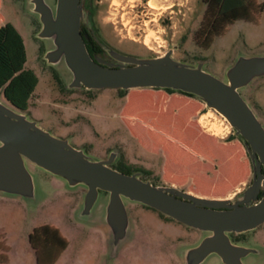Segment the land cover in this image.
<instances>
[{
  "label": "rangeland",
  "instance_id": "obj_1",
  "mask_svg": "<svg viewBox=\"0 0 264 264\" xmlns=\"http://www.w3.org/2000/svg\"><path fill=\"white\" fill-rule=\"evenodd\" d=\"M52 2L55 4L56 0ZM95 3L103 37L122 52L161 55L178 45L175 58L193 64L204 61L206 70L223 79L240 54L264 53V11L260 23L239 20L209 48H204L194 39L204 16L200 0H97ZM7 23L21 33L27 53L25 68L33 70L39 79L25 112L39 120L45 129L70 137L73 144L88 149L94 157L106 156L111 146L124 138L132 145L122 146L130 161L153 172L145 174L146 178L156 184L175 182V186L195 194L223 197L226 189H232L247 175L248 167L251 175L246 185L252 181L253 166L244 142L223 116L201 100L178 92L183 100L172 102L170 114L159 121H150L152 126L163 127L169 136L176 123L175 134L181 143L185 142L181 133L187 128L186 142L193 145L190 153L165 147L168 158L163 164L162 156L149 151L157 150L162 144L180 142L159 136L149 125L139 122L134 127L145 138L140 145L122 122V113L130 116L131 111L124 109L126 98L116 88L99 90L95 97L86 94L85 89L67 88L70 78L67 68L63 65L57 70L44 58L46 44L37 36L40 22L30 0H0V26ZM240 91L264 121V76ZM0 95L5 100L1 90ZM178 111L181 114L175 117L173 114ZM142 116L143 120L150 118L147 114ZM27 165L35 178V197L0 192V244L9 249V261L0 264H37L29 235L35 227L45 224L58 228L68 241L56 264H183L184 250L205 234L175 222L166 228L165 221L153 209L129 202L132 229L115 251L104 220L107 192L101 193L92 213L85 215L83 185L70 186L63 178L33 163ZM247 236L242 243L257 248L258 252L248 254L244 264H264V224L249 231ZM202 264H223V261L217 253H212Z\"/></svg>",
  "mask_w": 264,
  "mask_h": 264
},
{
  "label": "water",
  "instance_id": "obj_2",
  "mask_svg": "<svg viewBox=\"0 0 264 264\" xmlns=\"http://www.w3.org/2000/svg\"><path fill=\"white\" fill-rule=\"evenodd\" d=\"M86 0H30L45 41L46 62L70 73L69 89H172L201 100L223 116L246 146L253 166L252 181L234 197H208L175 185L155 184L140 172L127 173L111 165L112 159L94 157L70 137L52 133L39 120L0 95V192L33 198L36 184L28 162L63 178L70 186L83 185V214L92 213L101 193L109 194L104 220L116 251L132 229L129 202L152 207L205 233L183 252V264H202L217 253L223 264H244L257 248L234 241L231 233L255 230L264 224V121L242 95L264 76V53L240 54L226 71V79L174 57V46L161 55L122 52L100 37ZM92 28L97 41L114 62L94 57L82 34ZM261 195V198L259 196Z\"/></svg>",
  "mask_w": 264,
  "mask_h": 264
},
{
  "label": "trees",
  "instance_id": "obj_3",
  "mask_svg": "<svg viewBox=\"0 0 264 264\" xmlns=\"http://www.w3.org/2000/svg\"><path fill=\"white\" fill-rule=\"evenodd\" d=\"M200 2L204 7V16L200 27L194 33V39L204 48H209L217 37L225 35L239 20L260 23L264 11V2L259 0H200ZM89 51L92 54V50ZM26 61V47L21 33L11 23L0 26V90L11 103L23 111L29 109L30 99L39 82L35 72L25 68ZM56 77L63 85L57 74ZM117 90L123 97L126 96L127 92L123 89ZM166 90L175 92L172 89ZM97 91L99 90H86V94L95 97ZM124 172L132 173L130 169ZM29 240L37 264H56L68 246L67 239L59 229L47 224L35 227L29 235ZM4 248L0 244L2 263L9 261V249Z\"/></svg>",
  "mask_w": 264,
  "mask_h": 264
},
{
  "label": "flooded vegetation",
  "instance_id": "obj_4",
  "mask_svg": "<svg viewBox=\"0 0 264 264\" xmlns=\"http://www.w3.org/2000/svg\"><path fill=\"white\" fill-rule=\"evenodd\" d=\"M96 1L97 0H86L85 5H86V7L90 10V12L93 15L94 26H95V29H96L97 33L100 35V37L102 39H104L107 42L105 37H103V34L101 32L100 24H99V22L97 20V5L95 3ZM82 34H83V37L85 38V41H86L89 49L92 50V54H93L94 57L101 56L107 61L114 62V60L111 57H109V55L107 54L105 49L102 47V45L95 38L92 28L88 27L86 24H83L82 25ZM95 43H97V45ZM134 118H136V117L135 116H125V114L122 113V122L124 123V125L128 129L130 135L134 139H136L140 145H143V141H145V138H144V135H142L141 133H138V130H136V128L134 127L139 122H141L143 125H149L151 127L152 131H156V132L161 134L159 136H167V137H169V139H172L174 141L180 142V139H174V138L170 137L163 130V128H156V127L152 126L151 124H149L151 119H149L148 121L147 120H143V119L138 120L137 118H136V120H133ZM149 137L151 138V135H149ZM152 140L155 141L153 138H152ZM167 140H168V138H167ZM167 140H164V142L167 141ZM125 145H130V144L126 141V139L121 138V139L118 140L117 144H115L114 146H111L110 151L106 154V156H100V157L112 159L111 165L113 167H115V168L116 167L117 168H121L124 171L127 170V169H130V172H132V173L140 172L141 176L143 178H146L145 174H152L153 172L150 169L145 168V167H143L141 165H136L133 161H130V159L128 158L127 154L122 150V146H125ZM130 146H132V145H130ZM157 147H158L157 150L153 149V150H151L149 152L155 153V154H158V155L162 156L163 162H164L163 164H165L166 161H167V158H168L167 150L170 148V145L169 144L168 145L162 144V145H159ZM165 147H166L167 150L165 149ZM183 147H184L183 145H180L179 149L185 151L183 149ZM151 180L154 181L153 179H151ZM174 184H175V182H171L170 183V185H174ZM186 191L193 192L190 189H186ZM259 198H261V195L259 196ZM143 206L147 207L148 209H153L155 212H157L160 220L165 221L164 223H166V228H169L170 227L169 223H172V222L173 223L174 222L178 223L179 225L187 226V225L177 221L176 219L161 213L160 211H158V210H156V209H154L152 207H149V206H146V205H143ZM187 227H189V226H187ZM248 232L249 231H246V232H243V233H231V236H232L234 241L242 242L244 240H247Z\"/></svg>",
  "mask_w": 264,
  "mask_h": 264
},
{
  "label": "crops",
  "instance_id": "obj_5",
  "mask_svg": "<svg viewBox=\"0 0 264 264\" xmlns=\"http://www.w3.org/2000/svg\"><path fill=\"white\" fill-rule=\"evenodd\" d=\"M180 94L181 93H178V92H169L165 89H154V88L132 89L128 91L125 96L126 99H125L124 109L130 110L131 111L130 116H135L138 120L143 119L142 118L143 114H147L150 117L149 119L153 121H159L163 119L164 116H168V114H170L172 102L176 100H180V99L183 100V97H181ZM179 114H181L180 111L175 112L173 115L177 117V115ZM175 124L172 126V131L169 134L170 136L172 135L171 136L172 138L178 139L177 134H175L177 133L178 128ZM154 127L161 128L160 125L154 126ZM183 134L185 135V142L181 143V140H180L179 145L169 143L170 148H179L180 145H183L184 146L183 149L185 150V152L190 153V151H193V147H192L193 145L188 144V142H186L187 135H188L187 128H185L182 131L181 135ZM246 174H247L246 176L244 175L242 178H240L239 181H237L234 184L232 189H229V188L226 189V194L223 197L221 196L218 198L234 197L235 195L240 193L242 190H244L245 187L247 186L246 185L247 181L251 175L250 167H248V171Z\"/></svg>",
  "mask_w": 264,
  "mask_h": 264
},
{
  "label": "built area",
  "instance_id": "obj_6",
  "mask_svg": "<svg viewBox=\"0 0 264 264\" xmlns=\"http://www.w3.org/2000/svg\"><path fill=\"white\" fill-rule=\"evenodd\" d=\"M227 121V120H226Z\"/></svg>",
  "mask_w": 264,
  "mask_h": 264
}]
</instances>
